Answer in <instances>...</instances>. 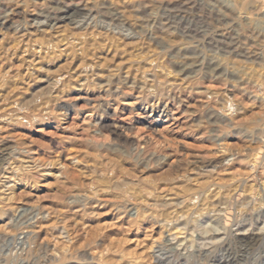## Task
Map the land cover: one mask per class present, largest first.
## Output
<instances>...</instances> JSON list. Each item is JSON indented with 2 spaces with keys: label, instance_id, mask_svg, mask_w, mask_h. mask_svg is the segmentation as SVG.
<instances>
[{
  "label": "rangeland",
  "instance_id": "374dc122",
  "mask_svg": "<svg viewBox=\"0 0 264 264\" xmlns=\"http://www.w3.org/2000/svg\"><path fill=\"white\" fill-rule=\"evenodd\" d=\"M0 47V264H264V0H0Z\"/></svg>",
  "mask_w": 264,
  "mask_h": 264
},
{
  "label": "bare ground",
  "instance_id": "6f19581e",
  "mask_svg": "<svg viewBox=\"0 0 264 264\" xmlns=\"http://www.w3.org/2000/svg\"><path fill=\"white\" fill-rule=\"evenodd\" d=\"M79 1V0H78ZM82 1V0H81ZM70 3V2H69ZM72 3V2H71ZM52 6V5H51ZM52 8V7H51ZM56 10V9H55ZM82 11H83V9L82 8H80L78 5H67V7L64 9V10H61V12H62V16H60L61 18H64V19H69L70 17H72V16H78V15H81L82 14ZM51 15V14H50ZM55 19V18H54ZM70 20V19H69ZM114 20V19H113ZM50 21V20H49ZM53 25V24H52ZM1 48V47H0ZM3 50H5V49H3ZM2 50V51H3ZM45 50V49H44ZM9 52V51H8ZM16 53V52H15ZM23 55V54H22ZM21 55V56H22ZM1 56V55H0ZM4 56V55H3ZM12 56H14V55H12ZM17 56H18V54H17ZM2 57V56H1ZM19 57V56H18ZM17 57V58H18ZM5 58V57H4ZM20 58V57H19ZM18 58V59H19ZM27 58V57H26ZM23 59H24V56H23ZM10 60H11V58H10ZM6 61V60H5ZM8 61V60H7ZM12 61V60H11ZM10 61V62H11ZM17 61V60H16ZM9 62V61H8ZM9 62V63H10ZM83 62V61H82ZM3 63H4V61H3ZM8 63V64H9ZM12 63V62H11ZM15 63V62H14ZM10 66V65H9ZM19 66V65H18ZM17 66V67H18ZM22 66V65H21ZM82 66V65H81ZM12 68V67H11ZM2 69V68H1ZM4 69V68H3ZM7 69H9V68H7ZM10 70V69H9ZM14 70V69H13ZM31 70V69H30ZM1 72V71H0ZM20 72H22V71H20ZM129 72V71H128ZM153 72V71H152ZM8 73V72H7ZM7 73H6V75H7ZM12 73V72H11ZM16 73V72H15ZM4 74V73H3ZM1 75H2V73H1ZM5 75V74H4ZM13 77H14V74H11ZM74 75V74H73ZM3 76V75H2ZM16 76V75H15ZM159 76H160V74H159ZM158 76V77H159ZM8 77V76H7ZM20 77H22V75L20 76ZM111 77V76H110ZM157 77V78H158ZM4 78V77H3ZM9 78H11L10 76H9ZM155 78V77H154ZM75 79V78H74ZM79 79V78H78ZM138 79H139V77H138ZM9 80V79H8ZM7 80V81H8ZM11 80V79H10ZM12 80H15V79H12ZM96 80V79H95ZM95 80H93V81H95ZM152 80V79H151ZM1 81V80H0ZM19 81V80H18ZM26 81V80H25ZM24 81V82H25ZM66 81V80H65ZM72 81V80H71ZM80 81V80H79ZM91 81V80H90ZM106 81V80H105ZM109 81V80H108ZM115 81V80H114ZM131 81V80H130ZM163 81H165L164 79H163ZM173 81V80H172ZM2 82H4V81H2ZM23 82V81H22ZM27 82V81H26ZM29 82V81H28ZM67 82V81H66ZM96 82V81H95ZM99 82V81H98ZM107 82V81H106ZM21 83V82H20ZM91 83H92V81H91ZM152 83V82H151ZM169 83V82H168ZM24 84V83H23ZM56 84V83H55ZM62 84H63V82H62ZM72 84H74V82L72 83ZM77 84V83H76ZM144 84V83H143ZM156 84V83H155ZM4 85H6V82H5V84ZM81 85V84H80ZM91 85V84H90ZM145 85V84H144ZM166 85V84H165ZM8 86H10V84H9V82H8ZM19 86H22V85H19ZM150 86V85H149ZM162 86V85H161ZM5 87H7V85L5 86ZM23 87V86H22ZM155 87V86H154ZM3 88V87H2ZM11 88H13L12 86H11ZM19 88V87H18ZM56 88V87H55ZM150 88H151V86H150ZM162 88H164V87H162ZM167 88H168V86H167ZM170 88H171V86H170ZM4 89V88H3ZM16 89V88H15ZM152 89H153V87H152ZM8 90V89H7ZM18 90V89H17ZM14 91V89L11 91V92H13ZM28 91V90H27ZM153 91H155V89L153 90ZM4 92V91H3ZM6 92V91H5ZM8 92H9V90H8ZM10 92V93H11ZM41 92V91H40ZM58 93V92H57ZM110 93H112V91L110 92ZM114 93V92H113ZM153 94V96H154V92L152 93ZM151 94V95H152ZM4 95V94H3ZM58 95V94H57ZM9 96V95H8ZM23 96V95H22ZM46 96V95H45ZM110 95L108 94V97H109ZM148 96V95H147ZM146 96V97H147ZM156 96V95H155ZM168 96V95H167ZM12 97V96H11ZM32 97V96H31ZM107 97V98H108ZM9 98V97H8ZM17 98H18V96H17ZM21 98V97H20ZM25 98V97H24ZM41 98H43V97H41ZM49 99H52V98H50V97H48ZM85 98V97H84ZM104 98H106V97H104ZM27 99V98H26ZM37 99V98H36ZM49 99H48V103H50V101H49ZM11 100H13V98H11ZM98 100V99H97ZM38 101V100H37ZM43 101V100H42ZM45 101V100H44ZM20 102V101H19ZM19 102H18V104H19ZM29 102V101H28ZM41 102V101H40ZM76 102V101H75ZM21 103V102H20ZM33 103V102H32ZM48 103H44V104H46V105H48ZM17 104V103H16ZM23 104V103H22ZM27 104V103H26ZM34 104V103H33ZM32 104V105H33ZM39 104V103H38ZM42 104V103H41ZM44 104H43V107H44ZM25 105V104H24ZM31 105V104H30ZM37 105V104H36ZM45 105V106H46ZM29 106V105H28ZM71 106H73V107H75V105L74 104H72V103H68V104H64L63 105V109H66L67 111L68 110H71ZM5 107H7V106H5ZM17 107H19L18 105H17ZM24 107V106H23ZM32 107V106H31ZM38 107H39V105H38ZM8 108V107H7ZM40 108H41V106H40ZM46 108V107H45ZM78 108V107H77ZM3 109V108H2ZM17 109V108H16ZM21 108H19V110H20ZM37 109V108H36ZM44 109V108H43ZM42 109V110H43ZM23 111H25L24 109H22ZM28 110V109H27ZM38 110H39V108H38ZM45 110V109H44ZM21 111V110H20ZM19 111V112H20ZM36 111V110H35ZM7 112V111H6ZM12 112H14V111H11V113L10 114H14V113H12ZM28 112V111H27ZM26 112V113H27ZM7 113H9V112H7ZM32 113V112H31ZM0 114H2V113H0ZM23 114H25V112L23 113ZM29 114V113H28ZM33 114V113H32ZM35 114V113H34ZM29 116V115H28ZM30 117V116H29ZM172 118V117H171ZM32 121V120H31ZM162 121H164L163 119H162ZM167 121V120H166ZM104 123V122H103ZM105 125V124H104ZM103 125V126H104ZM2 144V143H1ZM120 146V145H119ZM1 147V146H0ZM3 147V146H2ZM6 149V148H5ZM4 148H3V150H2V148H0V159L2 158V156H3V153H4V150H5ZM110 149H112V148H110ZM117 149V148H116ZM114 150V149H113ZM7 151V150H6ZM5 156V155H4ZM3 156V157H4ZM150 160V159H149ZM117 165V164H116ZM112 167H114V164H113V166ZM118 168H120L119 166H118ZM117 168V169H118ZM120 170H122V169H120ZM119 170H117V172H118ZM124 173H125V171H124ZM125 175H126V173H125ZM128 175V174H127ZM104 176V175H103ZM102 178V177H101ZM105 177H103V179H104ZM103 179H98V181H100L101 182V180L103 181ZM124 179V178H123ZM129 179V178H128ZM20 180H22V179H20ZM137 180H138V178H137ZM128 181V180H127ZM131 181V180H130ZM143 181V180H142ZM146 182H147V180H145ZM145 181H143L142 183H138V185L141 187V188H139V186H138V188L137 187H134L135 185H133L132 187H134L133 189L134 190H130L129 191V189H126L127 190V192H128V194H129V196L128 197H130L131 198V200L133 199L134 201H136V200H142V201H140V203L138 202L137 204H141V202H143V204L145 205V202H149V200H150V196L151 195H149V194H151L152 193V191H151V189H149L150 187H148V185H147V183L145 182ZM149 181V180H148ZM100 182H99V184H100ZM106 181H104L103 183H105ZM126 182V181H125ZM136 182V181H135ZM139 182V181H138ZM151 182V181H150ZM130 184H132V183H130ZM104 185H106V184H104ZM144 185V186H143ZM104 187V186H103ZM142 187H144V188H142ZM114 188V187H113ZM129 188H130V185H129ZM135 188H137V189H135ZM108 189V188H107ZM157 190V189H156ZM109 191V190H108ZM107 191V192H108ZM125 191V190H124ZM123 191V192H124ZM96 192H94V194H95ZM125 193H126V191H125ZM98 194V193H97ZM197 194H199V192H197ZM228 194V193H227ZM121 195V194H120ZM127 195V194H126ZM126 195L125 196H122V197H126ZM155 196V195H154ZM154 196H151V197H153V199H154ZM157 196L158 195H156L155 196V198H157ZM230 196V195H229ZM160 197V196H159ZM227 197H228V195H227ZM121 198V197H120ZM119 198V199H120ZM130 198H128V200H130ZM161 198H163V195H162V197ZM226 198V197H225ZM229 199H230V197H228ZM123 199V198H122ZM125 199V198H124ZM123 199V200H124ZM209 199H211L210 198V196H202V198H201V201H203V206H202V208H198V210H196L197 212H196V214L198 215V216H203L204 215V213H203V211H205V214L206 215H208V212H209V214H210V209H209ZM121 200V199H120ZM127 200V199H126ZM132 200V201H133ZM157 200H158V198H157ZM161 200V199H160ZM165 200V199H164ZM228 200V199H227ZM133 201V202H134ZM122 202V201H121ZM137 202V201H136ZM157 202V201H156ZM155 203V202H154ZM154 203H153V205H154ZM161 203V202H160ZM163 203V202H162ZM167 204H168V202H166ZM165 203V205H167ZM171 203V202H170ZM202 203V202H201ZM225 203V202H224ZM136 204V205H137ZM149 204H151L150 202H149ZM155 204H157L156 205V208H153L154 209V211H157V210H160L159 208V206H160V204H159V202L158 203H155ZM159 204V205H158ZM172 204H173V202H172ZM172 204H168L169 206L171 205L172 206ZM226 204V203H225ZM164 205V203H163V205H161V206H163L162 208H164V207H166ZM139 207L137 208V210H138V212H139V214H138V216L141 218V221H143V220H146L147 218H148V216H147V214H149V213H147V210H148V208H147V210H145V207L143 206V205H138ZM168 206V207H169ZM175 206V205H174ZM191 206V207H190ZM148 207V206H147ZM150 207L152 208V206L150 205ZM159 207V208H158ZM185 207H188V209L186 208L185 210H190V209H193V204H189V203H187V206L185 205ZM135 208V207H134ZM157 209V210H156ZM167 210V209H166ZM165 210V211H166ZM168 210H170L169 208H168ZM207 211V212H206ZM126 212V211H125ZM131 212V211H130ZM149 212H151V211H149ZM153 212V211H152ZM162 212H164V211H162ZM172 212V211H171ZM174 212V211H173ZM180 212V211H179ZM181 212H183V211H181ZM185 212V211H184ZM194 212V211H193ZM192 212V213H193ZM168 212H166V213H164L165 214V216H166V214H167ZM177 213H178V211L177 212H175V214H174V216H172L173 215V213H168L167 215L169 216V217H171V218H168L169 219V221H171V220H174V221H178L179 222V219H180V217H178V215H177ZM186 213V212H185ZM195 213V212H194ZM258 213V212H257ZM153 214V213H152ZM154 214H155V212H154ZM163 214V215H164ZM150 215V214H149ZM159 215V214H158ZM176 215H177V218H176ZM196 215V217L197 218H193L194 220H192L193 222L194 221H196L197 219H198V216ZM151 216V215H150ZM182 216H184V215H182ZM252 216H253V214H252ZM259 216V215H258ZM155 217H156V215H155ZM136 218H138V217H136ZM158 217H156V219H157ZM139 219V218H138ZM137 219V220H138ZM150 219V218H149ZM164 220V219H163ZM187 220V219H186ZM168 221V222H169ZM167 222V223H168ZM187 222H189V221H187ZM185 223V222H179L178 223V227H180L181 226V228L182 229H186L187 228V225L189 226L188 228L190 229V234L192 235L193 234V231H194V227H196L197 225H195V223H193V224H190V223ZM173 223V222H172ZM187 228V229H188ZM188 229V230H189ZM196 231V230H195ZM187 233V232H186ZM243 233H244V231H243ZM188 234H189V232H188ZM170 239V238H169ZM241 240H242V242H245V243H249V244H253V242H254V240H255V238L252 236V235H247V233H244L242 236H241V238H240Z\"/></svg>",
  "mask_w": 264,
  "mask_h": 264
}]
</instances>
